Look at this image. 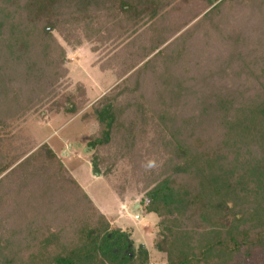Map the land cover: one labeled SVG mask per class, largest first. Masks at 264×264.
<instances>
[{
    "label": "trees",
    "instance_id": "trees-1",
    "mask_svg": "<svg viewBox=\"0 0 264 264\" xmlns=\"http://www.w3.org/2000/svg\"><path fill=\"white\" fill-rule=\"evenodd\" d=\"M56 34L111 46L100 68L123 85L93 104L91 145L132 144L165 264H264V0H0V264H153L49 145L15 143L41 105L75 116L89 102L65 90Z\"/></svg>",
    "mask_w": 264,
    "mask_h": 264
},
{
    "label": "rangeland",
    "instance_id": "rangeland-1",
    "mask_svg": "<svg viewBox=\"0 0 264 264\" xmlns=\"http://www.w3.org/2000/svg\"><path fill=\"white\" fill-rule=\"evenodd\" d=\"M56 35L67 49L69 77L65 88L69 87L64 89L73 90L82 84L87 90L89 102L77 117L63 111L59 114L49 113L48 106L41 105L30 112L25 120L15 122L12 131L20 136L15 143L25 144L28 149L49 145L101 212L119 228L130 229L136 246L142 245L148 249L153 264H165L167 256L154 247V225L158 219L155 214H146L143 207L136 206L141 195L132 182L134 155L126 154L132 144L115 143V135L104 145H91L100 136V122L93 104L109 91L123 85L124 79L117 80L112 72L113 75L100 68L111 55V46L94 51L93 44L88 41L82 45H70L59 34ZM129 127L130 124L126 129ZM153 135L150 132L140 137L132 131L128 133L132 143L144 147V150L151 145ZM109 154L113 162L95 169L93 160ZM53 229L57 230L58 226Z\"/></svg>",
    "mask_w": 264,
    "mask_h": 264
},
{
    "label": "crops",
    "instance_id": "crops-1",
    "mask_svg": "<svg viewBox=\"0 0 264 264\" xmlns=\"http://www.w3.org/2000/svg\"><path fill=\"white\" fill-rule=\"evenodd\" d=\"M109 72H110V71H109ZM110 73H111V72H110ZM111 74H112V73H111ZM112 75H113V74H112ZM113 76H114V75H113ZM106 90H108V88H106ZM106 90H105V91H106ZM77 116H78V115H75V117H77Z\"/></svg>",
    "mask_w": 264,
    "mask_h": 264
}]
</instances>
